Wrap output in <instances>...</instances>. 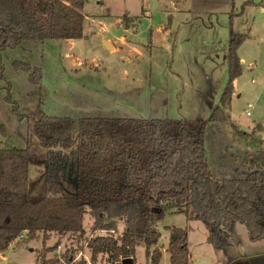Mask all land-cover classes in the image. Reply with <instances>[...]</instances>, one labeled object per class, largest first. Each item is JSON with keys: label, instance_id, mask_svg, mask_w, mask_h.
Instances as JSON below:
<instances>
[{"label": "rangeland", "instance_id": "obj_1", "mask_svg": "<svg viewBox=\"0 0 264 264\" xmlns=\"http://www.w3.org/2000/svg\"><path fill=\"white\" fill-rule=\"evenodd\" d=\"M81 13L80 39L25 41L0 55V124L6 130L4 136L0 132V148L30 151L32 197L47 195L44 152L31 123L19 121L4 101L7 84L20 113L40 107L48 116L67 117L74 135L82 117L206 119L227 82L230 30L247 37L237 49L241 73L232 81L226 121L205 128V157L214 178H242L251 161L264 165V0H85ZM102 39L113 49L105 48ZM13 61L38 67L41 83L34 85L27 74L13 70ZM66 193L74 195L76 184H67ZM91 223L85 214L82 237L65 232L44 242L41 237L15 241L0 254V264H108L106 257L91 260L86 243L107 233L92 234ZM108 223L110 234L120 236L122 220ZM168 226L186 230L188 264H264V240L250 242L241 224L231 246L218 248L206 243L201 222L182 214H166L156 225L159 264H169ZM43 247L50 250L40 262ZM134 263L150 264L143 244L135 248Z\"/></svg>", "mask_w": 264, "mask_h": 264}, {"label": "trees", "instance_id": "obj_2", "mask_svg": "<svg viewBox=\"0 0 264 264\" xmlns=\"http://www.w3.org/2000/svg\"><path fill=\"white\" fill-rule=\"evenodd\" d=\"M84 3L0 0V55L25 41L80 39ZM246 38L229 31L227 82L218 104L201 120L82 117L74 135L67 117L48 116L40 107L20 113L7 84L4 101L19 121L31 123L44 152L41 166L47 195L31 196L28 148H0V254L15 241L19 245L41 237L44 242L52 234L65 232L82 237L85 214L92 219V234L107 232L93 235L86 243L93 262L100 256L108 264H121L124 259L135 264V248L143 244L150 264H159L156 225L166 214L201 222L206 243L214 247L231 246L237 223L245 228L250 242L264 240V165L251 161L242 178H214L204 150L207 124L227 119L224 110L231 101L232 81L241 73L237 49ZM12 68L27 74L30 83H41L38 67L13 61ZM0 132L6 134L2 124ZM74 183L76 193L67 194V184ZM116 218L122 220L123 231L114 237L108 222ZM165 230L169 264H188L186 230L174 226ZM43 248L37 256L40 262L50 250ZM64 259L70 261L67 253Z\"/></svg>", "mask_w": 264, "mask_h": 264}, {"label": "water", "instance_id": "obj_3", "mask_svg": "<svg viewBox=\"0 0 264 264\" xmlns=\"http://www.w3.org/2000/svg\"><path fill=\"white\" fill-rule=\"evenodd\" d=\"M101 44L105 47V48H112L111 46V43L110 42H107V41H103L102 39V42ZM241 62V61H240ZM242 253V252H240ZM121 264H131V260L130 259H124L121 261Z\"/></svg>", "mask_w": 264, "mask_h": 264}, {"label": "crops", "instance_id": "obj_4", "mask_svg": "<svg viewBox=\"0 0 264 264\" xmlns=\"http://www.w3.org/2000/svg\"><path fill=\"white\" fill-rule=\"evenodd\" d=\"M175 8H176V6H175ZM177 10V9H176ZM112 46V45H111ZM112 49H113V46H112ZM169 215H173V214H169ZM163 220V219H162ZM161 220V221H162ZM235 229V228H234ZM111 231V230H110ZM260 242V241H259ZM162 252L164 251V248L161 250Z\"/></svg>", "mask_w": 264, "mask_h": 264}, {"label": "built area", "instance_id": "obj_5", "mask_svg": "<svg viewBox=\"0 0 264 264\" xmlns=\"http://www.w3.org/2000/svg\"><path fill=\"white\" fill-rule=\"evenodd\" d=\"M18 239H22V235H20V236L18 237Z\"/></svg>", "mask_w": 264, "mask_h": 264}]
</instances>
